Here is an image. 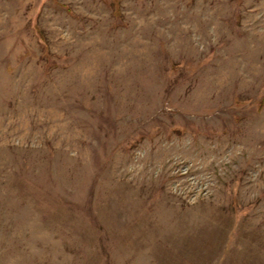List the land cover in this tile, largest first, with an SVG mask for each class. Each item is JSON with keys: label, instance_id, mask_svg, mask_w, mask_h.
<instances>
[{"label": "rangeland", "instance_id": "rangeland-1", "mask_svg": "<svg viewBox=\"0 0 264 264\" xmlns=\"http://www.w3.org/2000/svg\"><path fill=\"white\" fill-rule=\"evenodd\" d=\"M0 264H264V0H0Z\"/></svg>", "mask_w": 264, "mask_h": 264}]
</instances>
